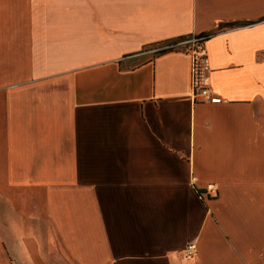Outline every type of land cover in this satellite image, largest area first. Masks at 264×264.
I'll list each match as a JSON object with an SVG mask.
<instances>
[{"label":"crops","instance_id":"crops-1","mask_svg":"<svg viewBox=\"0 0 264 264\" xmlns=\"http://www.w3.org/2000/svg\"><path fill=\"white\" fill-rule=\"evenodd\" d=\"M0 264H264V0H0Z\"/></svg>","mask_w":264,"mask_h":264},{"label":"built area","instance_id":"built-area-1","mask_svg":"<svg viewBox=\"0 0 264 264\" xmlns=\"http://www.w3.org/2000/svg\"><path fill=\"white\" fill-rule=\"evenodd\" d=\"M204 37H197L196 35H191L184 42L190 44V48L195 51V57L193 58V63L191 67V80H192V97L196 102H207V103H219L221 101L220 96L214 92L208 85L201 84L198 77V57L196 55V46L198 41ZM184 254L189 257L195 254V245L193 243L187 244L183 248Z\"/></svg>","mask_w":264,"mask_h":264},{"label":"rangeland","instance_id":"rangeland-1","mask_svg":"<svg viewBox=\"0 0 264 264\" xmlns=\"http://www.w3.org/2000/svg\"><path fill=\"white\" fill-rule=\"evenodd\" d=\"M188 37H191V35H188V36H185V37H183V38H181V39H176V40H174V41H170V42H168L169 40H166V41H163V42H161V43H156V44H153V45H151L154 49V51L155 50H157V49H159V48H161V47H168V46H172L173 48H178V47H180L181 49H186L187 48V46H190V44L188 43V42H184L186 39H188ZM196 48V51L198 52H200L201 51V44H199L198 43V45L195 47ZM153 51V52H154ZM154 54V53H153ZM198 54V55H197ZM200 53H196V55H197V57L198 56H200L199 55Z\"/></svg>","mask_w":264,"mask_h":264},{"label":"trees","instance_id":"trees-1","mask_svg":"<svg viewBox=\"0 0 264 264\" xmlns=\"http://www.w3.org/2000/svg\"><path fill=\"white\" fill-rule=\"evenodd\" d=\"M229 24H230V23H229ZM196 36H197V37H204V38H205L206 35H205L204 33H198V34H196ZM183 37H185V35H181V36H179L178 39H181V38H183ZM174 40H176V39H169L168 42H170V41H174ZM202 41H203V39L199 40V41H198L199 44H202ZM172 49H175V48H173L172 46L161 47V48L155 50L153 55L156 56V55L162 54V52H166V51H168V50H172Z\"/></svg>","mask_w":264,"mask_h":264}]
</instances>
